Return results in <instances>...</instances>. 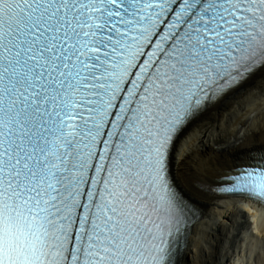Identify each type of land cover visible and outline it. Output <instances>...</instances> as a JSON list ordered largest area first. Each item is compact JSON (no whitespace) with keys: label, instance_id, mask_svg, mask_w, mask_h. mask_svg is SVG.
Here are the masks:
<instances>
[{"label":"snow or ice","instance_id":"1","mask_svg":"<svg viewBox=\"0 0 264 264\" xmlns=\"http://www.w3.org/2000/svg\"><path fill=\"white\" fill-rule=\"evenodd\" d=\"M256 73L264 0H0V264H181L170 153Z\"/></svg>","mask_w":264,"mask_h":264},{"label":"bare ground","instance_id":"2","mask_svg":"<svg viewBox=\"0 0 264 264\" xmlns=\"http://www.w3.org/2000/svg\"><path fill=\"white\" fill-rule=\"evenodd\" d=\"M263 152L264 73H257L194 120L171 151L174 184L197 211L181 264H231L234 257L233 264H264L261 247L244 234L251 227L262 240L264 213L214 192L222 177ZM196 153L206 154L205 163L194 161Z\"/></svg>","mask_w":264,"mask_h":264},{"label":"rangeland","instance_id":"3","mask_svg":"<svg viewBox=\"0 0 264 264\" xmlns=\"http://www.w3.org/2000/svg\"><path fill=\"white\" fill-rule=\"evenodd\" d=\"M206 158H208V157L206 156V154H198V153H196V158H194V161L197 162V163L203 161V163H205V159H206ZM236 158H237V157H236ZM174 175H175V173H174ZM244 215H245V214H244ZM247 217L250 219V218H251L250 214H248ZM260 250L264 252V250H263L262 248H261ZM234 258H235V257H234ZM233 262H234V260L232 261L231 264H233Z\"/></svg>","mask_w":264,"mask_h":264}]
</instances>
